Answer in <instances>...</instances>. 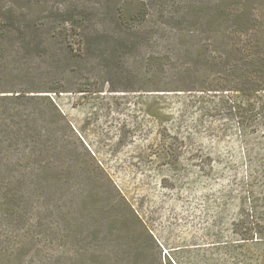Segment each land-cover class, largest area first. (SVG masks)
I'll return each mask as SVG.
<instances>
[{"label": "rangeland", "instance_id": "rangeland-1", "mask_svg": "<svg viewBox=\"0 0 264 264\" xmlns=\"http://www.w3.org/2000/svg\"><path fill=\"white\" fill-rule=\"evenodd\" d=\"M146 1L147 29L164 30L151 47L61 59L64 91L48 93L60 114L38 120L40 168L22 186L35 225H0L19 234L0 243V264H264V117L249 129L224 112L200 117L215 92L173 89L201 84L203 55L175 31L184 25L158 18L185 3ZM241 212L251 216L233 227ZM250 221L253 240L234 233Z\"/></svg>", "mask_w": 264, "mask_h": 264}, {"label": "trees", "instance_id": "trees-1", "mask_svg": "<svg viewBox=\"0 0 264 264\" xmlns=\"http://www.w3.org/2000/svg\"><path fill=\"white\" fill-rule=\"evenodd\" d=\"M183 1L187 9L178 16L160 11L158 18L184 25L175 31L183 34L189 51L203 55L208 69L200 85L173 90L215 92L198 101L200 117L224 112L240 119L244 129L253 127L254 116L264 117V0ZM148 14L146 0H0V225L5 222L14 229L35 225V210L22 186L40 168L38 120L51 111L60 114L48 93L64 91L61 84L54 85L62 81L61 59L123 61L128 54L151 47L150 33L163 28L148 30ZM32 61L44 70L35 73ZM92 169L101 171L97 164ZM261 178L264 200V173ZM250 216L241 212L233 227H243ZM250 223L253 226L234 233L243 239L251 235L253 240L259 223ZM6 229L0 230V243L19 235Z\"/></svg>", "mask_w": 264, "mask_h": 264}]
</instances>
